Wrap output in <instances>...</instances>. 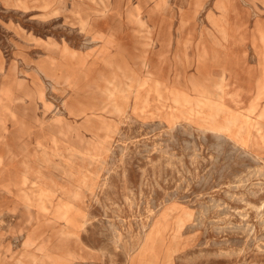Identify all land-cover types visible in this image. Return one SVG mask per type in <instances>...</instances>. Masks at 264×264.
I'll return each instance as SVG.
<instances>
[{
  "label": "rangeland",
  "instance_id": "obj_1",
  "mask_svg": "<svg viewBox=\"0 0 264 264\" xmlns=\"http://www.w3.org/2000/svg\"><path fill=\"white\" fill-rule=\"evenodd\" d=\"M262 37L264 0H0V264H264Z\"/></svg>",
  "mask_w": 264,
  "mask_h": 264
},
{
  "label": "bare ground",
  "instance_id": "obj_2",
  "mask_svg": "<svg viewBox=\"0 0 264 264\" xmlns=\"http://www.w3.org/2000/svg\"><path fill=\"white\" fill-rule=\"evenodd\" d=\"M211 36V35H210ZM213 37V36H211ZM264 39V37H262ZM216 40V38H214ZM212 40V39H211ZM213 41V40H212ZM152 44V43H151ZM262 48V47H261ZM260 52V51H259ZM264 52V51H263ZM149 80V79H148ZM5 85V84H4ZM11 85V84H10ZM141 90V89H140ZM153 90V88H152ZM259 90V89H258ZM11 93L10 88H5L4 86H0V100H3L4 98H9ZM145 93V92H144ZM155 93V92H154ZM141 94V93H140ZM149 94V93H148ZM157 94V93H156ZM167 94V93H166ZM145 95V94H144ZM149 96V95H148ZM238 96V94H237ZM260 96V95H259ZM239 97V96H238ZM140 100V99H139ZM176 103H182L183 104V98L182 96H175ZM224 100V99H223ZM257 101V100H256ZM142 105V103H141ZM181 105V104H180ZM248 105V104H247ZM146 106V105H144ZM149 107V106H148ZM157 107V106H156ZM228 107V106H227ZM162 108V107H161ZM253 108V107H252ZM255 108V106H254ZM253 108V109H254ZM232 109V108H231ZM140 110V109H139ZM161 110V109H160ZM167 110V109H166ZM190 110V109H189ZM241 110V109H240ZM187 111L184 109V112ZM252 111V110H251ZM130 112V111H129ZM152 112V111H151ZM167 112V111H166ZM165 112V113H166ZM180 112V110H179ZM232 112V110H231ZM249 112V111H248ZM253 112V111H252ZM172 113V112H171ZM262 113V112H261ZM138 114V113H137ZM154 114V113H153ZM183 114V113H182ZM181 114V115H182ZM190 114V113H189ZM223 111L215 107L211 110V113L208 116V120L206 123L208 124L206 128L212 129L215 131H221L225 130L227 131L233 138H235L237 141L242 143L243 145L249 144L248 141L245 138V127L242 125V121L238 118V116H222ZM250 114V113H249ZM257 114V113H256ZM176 115V114H175ZM193 115V114H192ZM197 115V114H196ZM245 115V114H243ZM145 116V115H144ZM151 116V114H150ZM171 116V115H170ZM137 117V116H136ZM191 117V116H190ZM200 117V116H199ZM243 117V116H242ZM205 118V117H204ZM249 118V117H248ZM263 118V117H262ZM247 119V118H246ZM167 120V119H166ZM169 120V119H168ZM168 123V122H167ZM174 125V124H173ZM252 126V125H251ZM254 126V125H253ZM169 127V126H168ZM242 134V135H241ZM241 135V136H240ZM261 138V137H260ZM258 139V138H257ZM262 142V141H261ZM259 147V146H258ZM257 148V147H256ZM260 150V149H259ZM263 150V149H262ZM262 153V152H260ZM71 154V153H70ZM77 154V153H76ZM74 156V155H73ZM72 158V157H71ZM92 158V156H91ZM76 159V158H75ZM262 159V158H261ZM103 160V158H102ZM263 161V160H262ZM88 165V164H87ZM41 166V165H40ZM51 166V165H50ZM54 166V165H53ZM97 167V166H96ZM55 168V167H54ZM74 168V167H73ZM95 168V167H94ZM17 172V171H16ZM82 172V171H81ZM72 173V172H71ZM93 173V172H92ZM82 174V173H81ZM83 175V174H82ZM86 178V177H84ZM85 182V181H84ZM72 185V184H71ZM77 186V185H76ZM72 188V187H71ZM74 189V188H73ZM76 190V189H75ZM78 194V193H77ZM78 196V195H76ZM73 197V196H72ZM80 197V196H79ZM75 198V197H74ZM77 198V197H76ZM74 200V199H73ZM79 200V199H78ZM68 201V200H67ZM70 201V200H69ZM73 202V201H71ZM165 210V209H164ZM169 210V209H167ZM171 213V212H170ZM164 214V213H163ZM157 220V219H156ZM170 221V220H169ZM155 222V221H154ZM155 224V223H154ZM157 225V224H156ZM155 225V226H156ZM168 225V224H167ZM166 225V226H167ZM154 226V225H153ZM158 226V225H157ZM165 226V225H164ZM156 229V228H155ZM158 229V228H157ZM158 232V231H157ZM160 232V231H159ZM2 236V235H1ZM29 240V239H28ZM42 251V250H41ZM68 255V254H67ZM9 256V255H8ZM6 260V259H5ZM28 260V258H27ZM71 260V259H70ZM31 262V261H30ZM33 263V262H32ZM30 264V263H29Z\"/></svg>",
  "mask_w": 264,
  "mask_h": 264
}]
</instances>
